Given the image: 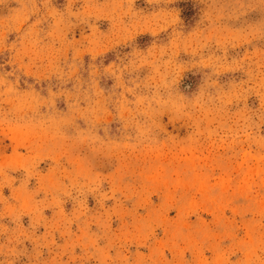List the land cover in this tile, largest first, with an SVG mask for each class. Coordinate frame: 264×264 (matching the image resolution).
Instances as JSON below:
<instances>
[{"label": "rangeland", "instance_id": "obj_1", "mask_svg": "<svg viewBox=\"0 0 264 264\" xmlns=\"http://www.w3.org/2000/svg\"><path fill=\"white\" fill-rule=\"evenodd\" d=\"M0 264H264V0H0Z\"/></svg>", "mask_w": 264, "mask_h": 264}]
</instances>
